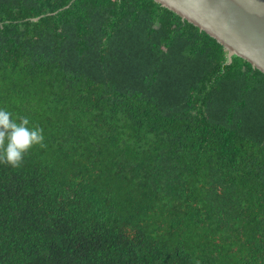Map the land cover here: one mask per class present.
<instances>
[{
  "label": "trees",
  "instance_id": "16d2710c",
  "mask_svg": "<svg viewBox=\"0 0 264 264\" xmlns=\"http://www.w3.org/2000/svg\"><path fill=\"white\" fill-rule=\"evenodd\" d=\"M0 264H264V73L154 0H0Z\"/></svg>",
  "mask_w": 264,
  "mask_h": 264
},
{
  "label": "water",
  "instance_id": "95a60500",
  "mask_svg": "<svg viewBox=\"0 0 264 264\" xmlns=\"http://www.w3.org/2000/svg\"><path fill=\"white\" fill-rule=\"evenodd\" d=\"M264 73V0H154Z\"/></svg>",
  "mask_w": 264,
  "mask_h": 264
},
{
  "label": "clouds",
  "instance_id": "9594fccd",
  "mask_svg": "<svg viewBox=\"0 0 264 264\" xmlns=\"http://www.w3.org/2000/svg\"><path fill=\"white\" fill-rule=\"evenodd\" d=\"M12 117V112L0 108V164L19 168L33 147L46 148L47 145L42 127H29L27 116Z\"/></svg>",
  "mask_w": 264,
  "mask_h": 264
}]
</instances>
